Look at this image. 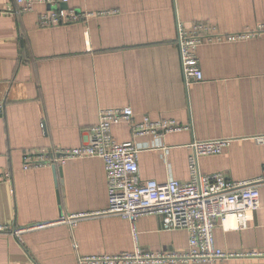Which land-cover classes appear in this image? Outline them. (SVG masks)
I'll list each match as a JSON object with an SVG mask.
<instances>
[{"label": "crops", "instance_id": "obj_1", "mask_svg": "<svg viewBox=\"0 0 264 264\" xmlns=\"http://www.w3.org/2000/svg\"><path fill=\"white\" fill-rule=\"evenodd\" d=\"M2 6L16 12H0V173L12 174V183H0V226L83 217L74 228L57 223L20 237L0 233V264H80L82 256L134 250L129 221L106 213L102 159L23 169L29 152L87 144L102 109L125 107L135 122L148 117L189 127L135 139L149 148L139 155L142 181L188 182V145L232 141L221 155L201 157L200 172L259 180L261 208L245 229L233 217L219 223L216 246L246 256L212 264H264V141H258L264 137V30H255L264 22V0H70L69 9L94 15L49 28L39 26L40 17L62 4H36L28 12L16 0H0ZM178 23L188 31L208 24L222 37L247 30L257 36L199 46L204 80L187 86ZM112 134L119 143L134 140L128 124ZM137 230L143 251L189 246L188 233L164 229L159 216L140 218Z\"/></svg>", "mask_w": 264, "mask_h": 264}, {"label": "built area", "instance_id": "obj_2", "mask_svg": "<svg viewBox=\"0 0 264 264\" xmlns=\"http://www.w3.org/2000/svg\"><path fill=\"white\" fill-rule=\"evenodd\" d=\"M70 0H16L23 12L31 11L36 4H68ZM1 13H14L12 7H0ZM18 12V11H17ZM75 9L54 8L44 13L38 22L42 28L77 23L92 17ZM216 28L199 23L186 30L178 23V44L182 71L187 86L204 80V73L197 55L198 47L204 43L239 42L257 36L251 30L222 37ZM255 30H264V22ZM5 113V104L0 103V117ZM128 124L133 141L119 143L112 134L116 125ZM189 127L175 120L153 121L146 117L134 121L131 107L102 109L98 124L92 128L87 144L67 149H40L24 157V171L63 166L70 160L100 158L104 161L109 204L107 214L117 215L129 221L134 240V250L119 254L89 255L80 257V264H212L219 261L236 260L244 253L224 251L216 246L214 231L219 223L233 217L240 229H245L261 208L258 181H231L222 173L203 175L199 160L205 156H219L232 141L230 139L194 140L188 148L190 180L180 182L171 179L160 184L155 180L142 181L139 171V155L149 149L138 145L136 138L153 136L156 139L167 134L182 132ZM259 142L264 137L258 138ZM12 183L11 173H0V183ZM154 215L162 218L166 230H184L189 235L188 248L180 252L143 251L139 246L137 222L140 218ZM83 215L62 217L58 222L36 223L26 227L0 226V233L20 237L24 232L41 230L57 223L76 227ZM250 256V255H249Z\"/></svg>", "mask_w": 264, "mask_h": 264}, {"label": "water", "instance_id": "obj_3", "mask_svg": "<svg viewBox=\"0 0 264 264\" xmlns=\"http://www.w3.org/2000/svg\"><path fill=\"white\" fill-rule=\"evenodd\" d=\"M61 9H68V4H62V7H61Z\"/></svg>", "mask_w": 264, "mask_h": 264}]
</instances>
